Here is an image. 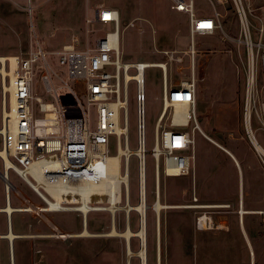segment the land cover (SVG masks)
Wrapping results in <instances>:
<instances>
[{"label": "rangeland", "instance_id": "1", "mask_svg": "<svg viewBox=\"0 0 264 264\" xmlns=\"http://www.w3.org/2000/svg\"><path fill=\"white\" fill-rule=\"evenodd\" d=\"M242 1L250 21L253 41L257 42L260 39L259 29L264 27V0ZM212 2L223 14L221 25L213 34L195 36L193 55L188 15L173 9L172 0H31V17L27 10L28 0H0V55L25 56L31 49L37 51L39 42L48 52L52 86L59 93L69 91L66 84L75 90L88 111L89 128L92 131L97 129L98 113L96 105H88L86 80L70 77L68 65L60 62L57 51L64 44L72 42L73 36L80 39L79 48H84L93 44L100 33L114 30L113 23L105 27L87 23V18L95 20L98 4L104 3L120 11L122 61L143 58L147 62L159 63L166 61L159 51L178 50L176 56H180L184 49L188 50L185 56L188 69L179 67L181 64L185 66V61L167 63L168 85L178 86L183 80L189 79L192 73L195 74L198 88L197 116L201 129L229 149L235 159L233 161L226 151L195 130V145L188 151L194 156L189 174L166 175L161 158L159 202L166 207L156 212L157 170L154 156L150 152L147 154L146 264H264V213H258L264 210V169L244 126L245 82L249 70L244 29L234 0H228L225 4L216 0H194L195 10L200 14L213 15ZM138 16L143 20H137L134 27L128 25ZM36 64H44V61L39 59ZM43 74V69H35L33 94L40 96L44 102L56 104L53 92L45 89ZM144 77L146 147L151 151L156 143V124L163 108V71L158 66H150L145 69ZM258 78L261 84L259 64ZM128 107L130 147L136 149L137 103L136 84L133 81L130 83ZM173 110V107L168 109L164 126L192 132L194 123L187 127L170 126ZM42 116L43 113L36 109L35 117ZM252 128L256 140L264 148V128L255 114ZM117 140L115 135L110 137V155L117 153ZM120 141L123 146V137ZM0 170L3 171L1 155ZM11 177L26 193L31 192L13 171ZM10 181L11 189L30 206L33 201ZM33 196L37 197L35 194ZM130 200L132 204L140 200L136 156L130 160ZM241 200L245 209L252 211L243 217L239 214ZM224 203L231 207L224 211L212 207ZM75 205L79 203L72 204ZM204 213L213 216L214 228L197 229V216ZM89 214L90 232L96 235L59 237V245L49 246L38 253L32 252L33 258L28 259L29 264H141L139 256L128 258L127 242L123 237L107 234L112 230L111 212L92 211ZM71 215L62 212L57 214L65 220L70 219ZM125 216L124 211L116 215V228L119 231L127 227ZM130 216L131 228L136 231L140 226L139 214L131 211ZM44 219L55 232L63 231L48 216ZM130 248L134 252L140 249L138 237H132ZM16 253L9 249L7 241L0 240V264H20ZM128 259H131L130 262Z\"/></svg>", "mask_w": 264, "mask_h": 264}, {"label": "built area", "instance_id": "2", "mask_svg": "<svg viewBox=\"0 0 264 264\" xmlns=\"http://www.w3.org/2000/svg\"><path fill=\"white\" fill-rule=\"evenodd\" d=\"M172 2L173 9L188 15L189 29L192 36L191 52L194 55L195 36L213 34L221 25L223 14L216 9L213 2V15H204L197 12L194 7V0H172ZM216 2L225 4L228 0H216ZM234 2L244 29V40L249 64L245 82L244 126L247 137L258 153L264 169V148L256 140L252 128L254 114L259 118L264 128V43L262 42L264 27L262 26L259 29V41L254 42L250 21L243 1L234 0ZM262 8L264 10V4ZM27 10L31 17L33 13L31 0H28ZM137 20H143V18L138 16L130 21L128 25L134 27ZM120 22L121 15L117 8L107 7L104 3L98 4L95 20L87 18V23L92 25L101 24L103 27L113 23L114 30L100 33L95 37L93 44H88L84 48H79L80 39L77 36H73L72 42L64 44L62 49L57 51L60 55V62L68 65L69 76L86 80L85 90L88 105H96L98 113L97 129L94 131L89 128L88 111L75 90L66 84L69 91L59 93L52 86V70L47 62L48 52L42 48L39 42L37 51L31 49L25 56H15L16 66L14 69H11L8 56H5V61L0 60V136L3 143L2 149H6L9 146V157L13 162V165L8 168V177L9 172L13 171L31 186V181L37 182L34 174L28 172L25 177L19 172V169H28L36 161L43 160L48 162L37 173L48 181L63 178L68 182H94L109 176L110 137L112 135L117 137L114 118L116 117L115 105L119 101L127 103V106L120 107V120L123 127H128V133L123 134L121 137H123V147L130 146L128 101L130 83L132 81L136 84V149H138V152L135 151L130 157H137L138 167L140 168L146 157H142L139 152L142 148L148 151L145 136L146 95L144 72L150 66L160 67L164 77L163 108L157 120L156 143L152 148H160V153L154 155L157 174L160 170L161 158L164 160L166 175L183 176L190 173L192 170L191 160L194 156L188 151L194 146L195 130L200 131L208 139L216 142L201 129L198 121V88L195 74L192 73L189 79L183 80L178 86L172 84L169 86L167 82V63L174 60L184 63V55H187L188 51H182L183 55L180 56H176L178 50L159 51L166 60L159 63L147 62L143 58L124 62L121 60ZM39 59H42L44 64H36ZM258 64L262 71L261 84L258 78ZM181 65L179 67L183 68ZM36 68L43 69V84L47 91L53 92L56 104L44 102L40 96L33 94V79ZM12 95L15 100L13 117L7 116L8 113H6L7 109L12 111ZM177 103H186L188 105L186 124L174 123L173 121L175 104ZM48 104L54 107L48 108ZM171 107L174 108V111L170 126L187 127L194 123L192 132L186 129L164 126L163 121L168 109ZM36 109L43 113L42 117H35ZM50 113H54L55 116H50ZM11 121L15 128L13 150L11 149L10 132L5 131L6 126L10 128ZM117 139L118 153L120 141L118 137ZM254 140L257 141L263 150L257 148ZM124 164L126 165L125 162ZM36 192L45 203L43 207L46 209L50 207L51 200L55 201V198L44 187H41V192L37 190ZM195 200L198 199L195 198ZM192 206L197 207V205ZM212 207L220 208L221 211H224L228 210L231 205L224 203L212 205ZM55 210L57 211L58 209ZM196 224L198 230L215 227L213 216L207 213L197 216Z\"/></svg>", "mask_w": 264, "mask_h": 264}, {"label": "bare ground", "instance_id": "3", "mask_svg": "<svg viewBox=\"0 0 264 264\" xmlns=\"http://www.w3.org/2000/svg\"><path fill=\"white\" fill-rule=\"evenodd\" d=\"M10 59L11 69H14L16 66V58L14 55L8 56ZM0 60L5 61L6 58L4 55H0ZM15 100L12 95L11 98V108L12 111L8 110L7 116H14L15 110ZM48 108H53L54 106L51 104L47 105ZM127 106V103L123 101H119L115 105L116 109V117L115 120V128L117 132V137L119 141L121 140V136L123 134L128 133V127H123L121 125L120 120V107ZM174 111V110H173ZM50 116L54 117V113H50ZM188 118V105L186 103H177L175 104L174 111V123L186 124ZM11 126L8 128L6 126V132H10L11 137V149L14 147V131L15 128L13 126L12 121L10 122ZM216 141V140H214ZM258 149L263 150L260 145L254 140ZM214 143V142H213ZM216 145L219 143L216 141ZM219 146V145H218ZM223 147V146H219ZM226 151L232 158L234 159V155L227 149L222 148ZM135 151L138 152V149H132L130 146L126 148L121 145V141L118 145V153L116 155H110L109 158V176L101 179L99 181L94 182H68L65 179H56L55 181H48L45 177L40 175L39 170L43 168L47 160L36 161L33 163L28 169H19V172L26 177V173L34 174L37 182L31 181V187L33 190H37L41 192V187L47 189L48 192L55 198L51 200V204L49 208H44L43 206L34 205L32 202L30 206H28L29 210H33L38 212L43 218H46L47 215L44 214V211L50 210L53 211L58 209L57 211H70V210H79L85 216L92 211H109L112 214V230L107 233L110 236H120L123 237L127 242V256L131 258L133 256H139L141 259V264H146V251H147V203H146V186H147V163L146 159L143 162L142 166L139 168V192H140V200L137 204H132L130 200V156L134 154ZM9 146L6 149H0V154L5 159V168H9L13 165L12 160L9 157ZM151 153L153 156L160 153V148L152 149L151 151H147L145 149H141L139 152L142 157H146L148 153ZM126 163V165L124 164ZM123 165V167H122ZM123 168V169H122ZM3 179L6 182V187H8V192L11 191L12 182L8 177L7 172L1 173ZM156 186H157V201L154 204V209L156 212L163 207L159 201V179L160 173L157 174L156 171ZM124 202V204H123ZM79 203V205L72 206V204ZM99 204V205H98ZM107 204V205H106ZM185 207L188 205H184ZM43 207V208H42ZM188 207H193L188 206ZM1 210V209H0ZM7 211L9 214L13 211V208L8 205ZM119 211L125 212L126 217V229L124 231H119L116 228V215ZM131 211H136L140 217V226L139 229L134 231L130 225V213ZM158 211V212H159ZM262 211V212H261ZM259 210L258 213H263V210ZM252 211L246 210L244 207V202L241 200V206H239V214L243 217L246 213H251ZM158 215V214H157ZM12 216V215H11ZM9 217V216H8ZM158 220V219H157ZM10 231V230H9ZM12 231V230H11ZM56 236L68 238L72 235L64 233L62 231H58ZM79 236H94L95 233L90 232L89 230H84L82 233L78 234ZM138 237L140 239V249L137 252H134L130 248V242L132 237ZM1 237V235H0ZM10 241H12L15 235L12 232L7 234ZM10 244V243H9ZM11 249V248H10ZM131 260V259H130ZM128 259V261L130 262Z\"/></svg>", "mask_w": 264, "mask_h": 264}, {"label": "crops", "instance_id": "4", "mask_svg": "<svg viewBox=\"0 0 264 264\" xmlns=\"http://www.w3.org/2000/svg\"><path fill=\"white\" fill-rule=\"evenodd\" d=\"M185 56L186 55H184V61L186 64L187 60H185ZM187 64L185 66L184 65L181 66L186 67V69H188L189 66ZM204 137L207 140L211 141L206 136ZM211 142L213 143V141ZM218 145L223 146L220 143ZM2 148H3V143L1 138L0 149ZM230 157L232 158V156ZM234 163L235 164L237 163L236 165H238L237 161H235ZM4 170H5V160L3 159V171L0 170V172L3 173ZM239 175L241 177V170L239 171ZM17 176L22 180L20 182L25 183L29 187V189H31V192L26 193L21 187V185L16 183L12 179L11 171L9 172V178L13 181L14 184H16V186L20 189V191H22L36 205L44 206L45 203L38 196L37 192L35 190L33 191L32 190L33 188L30 185H28L19 175ZM194 176H195V172H194ZM6 186L7 185L5 180L0 175V209H1L0 210V235H1L0 240L7 241L9 249L10 248L13 249L14 253L17 252L16 254H18L19 256L18 259H20V264H26V262H28L27 264H29L28 259L32 260L31 258H33L32 252L38 253L39 251L47 249L49 246L59 245L60 238L59 236L55 235L57 232H55V230L40 214H38L33 210H29L28 209L29 205L27 204V202L19 194H17L14 189H11L9 193L8 187ZM239 187H240V183H239ZM33 194H35L37 197H34ZM8 205H10L13 208L11 214H9L7 211ZM61 212L72 213V215L70 216V219L65 220L57 216V214ZM44 214L47 215L48 218L52 220V222L55 223L59 228H61L63 230L62 232L72 235L70 238L76 237L78 234L82 233L86 229L91 231L89 213L85 216L79 210H70V211L46 210L44 211ZM9 232H12L15 235L12 241H10L9 237H7V234ZM84 237H88V236H84ZM14 264L16 263L14 262Z\"/></svg>", "mask_w": 264, "mask_h": 264}, {"label": "water", "instance_id": "5", "mask_svg": "<svg viewBox=\"0 0 264 264\" xmlns=\"http://www.w3.org/2000/svg\"><path fill=\"white\" fill-rule=\"evenodd\" d=\"M8 168H5V172H7Z\"/></svg>", "mask_w": 264, "mask_h": 264}, {"label": "trees", "instance_id": "6", "mask_svg": "<svg viewBox=\"0 0 264 264\" xmlns=\"http://www.w3.org/2000/svg\"><path fill=\"white\" fill-rule=\"evenodd\" d=\"M148 223V222H147Z\"/></svg>", "mask_w": 264, "mask_h": 264}]
</instances>
